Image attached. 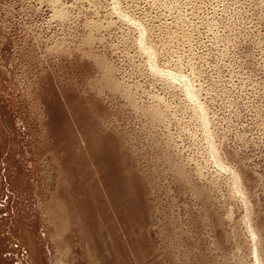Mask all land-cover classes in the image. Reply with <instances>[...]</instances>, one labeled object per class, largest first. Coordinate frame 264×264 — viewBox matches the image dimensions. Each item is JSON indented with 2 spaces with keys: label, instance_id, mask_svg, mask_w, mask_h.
Segmentation results:
<instances>
[{
  "label": "rangeland",
  "instance_id": "1",
  "mask_svg": "<svg viewBox=\"0 0 264 264\" xmlns=\"http://www.w3.org/2000/svg\"><path fill=\"white\" fill-rule=\"evenodd\" d=\"M0 264H264V0H0Z\"/></svg>",
  "mask_w": 264,
  "mask_h": 264
},
{
  "label": "bare ground",
  "instance_id": "2",
  "mask_svg": "<svg viewBox=\"0 0 264 264\" xmlns=\"http://www.w3.org/2000/svg\"><path fill=\"white\" fill-rule=\"evenodd\" d=\"M118 6H119V5H118ZM120 13H122V12H120ZM116 14H117V13H116ZM125 15H126V14H125ZM125 15H124V16H125ZM121 16H122V15H121ZM125 18H126V17H125ZM121 20H122V19H121ZM128 20H129V19H128ZM125 21H127V20L125 19ZM132 22H133V20H132ZM129 23H130V22H129ZM139 23H140V22H139ZM137 24H138V23H137ZM132 25H133V24H132ZM135 25H136V24H135ZM135 25H134V26H135ZM137 26H138V25H137ZM136 28H137V27H136ZM140 28H142V27H140ZM143 28H144V27H143ZM138 30H139V29H138ZM143 30H144V29H143ZM143 30H142V32H143ZM142 34H143V33H142ZM144 34H145V33H144ZM145 35H146V34H145ZM139 37H140V36H139ZM139 44H140V42H139ZM140 45L143 46L144 50H146L147 53H149V55L151 54L152 51L149 50L150 46H148V47H149V48H148L144 43L142 44V41H141V44H140ZM142 46H141V47H142ZM152 54H153V53H152ZM146 55H147V54H146ZM152 60H154V59H153V58L151 59V57H150V62H151ZM149 64H150V63H149ZM151 65H152V62H151ZM153 66H154V65H152V67H153ZM149 68H150V67H149ZM152 71H153V70H152ZM170 71H171V70H170ZM180 71H181V70H180ZM154 72H158V71L155 70ZM154 72H153V73H154ZM176 72H177V71H176ZM173 74H176V73H173ZM177 74H178V72H177ZM164 76H165V75H164ZM170 76H172V75H170ZM170 76H169V77H170ZM174 76H175V77H178L179 75H178V76L174 75ZM174 76H173V77H174ZM166 77H167V76H166ZM173 77H172V78H173ZM166 80H168V79H166ZM172 80H175V78L172 79ZM182 80H183V79H182ZM168 81H170V79H169ZM172 82H173V81H172ZM181 82H182V81H181ZM183 85H184V84H183ZM175 87H176V86H175ZM180 87H181V86H180ZM183 87H184V86H183ZM183 87H182V88H183ZM194 87H195V86H194ZM188 88H189V86H188ZM192 89H193V88H192ZM187 90H188V89H187ZM181 91H182V90H181ZM183 91H184V90H183ZM187 92H188V91H187ZM187 92H186V93H187ZM192 93H193V92H192ZM192 95H193V94H192ZM191 97H192V96H191ZM191 97H190V98H191ZM195 97H196V96H195ZM186 98H187V97H186ZM188 99H189V98H188ZM198 108H199V107H198ZM200 108H202V107H200ZM200 108H199V109H200ZM197 111H198V110H197ZM152 113H153V112H152ZM198 113H199V112H198ZM198 113H197V114H198ZM201 114H203V113H201ZM201 114H200V115H201ZM204 114H205V113H204ZM195 115H196V114H195ZM198 116H199V115H198ZM201 116H202V115H201ZM198 118H199V117H198ZM206 118H207V117H206ZM202 119H203V118H202ZM204 119H205V118H204ZM203 123H204V122H203ZM201 124H202V123H201ZM205 124H206V123H205ZM206 125H207V124H206ZM206 129H207V127H206ZM203 130H204V129H203ZM207 132H208V129H207ZM207 136H208V135H207ZM211 144H212V143H211ZM212 146H213V145H212ZM211 148H213V147H211ZM211 148H210V149H211ZM212 150H213V149H212ZM210 153H211V152H210ZM211 154H212V153H211ZM213 155H214V154H213ZM214 156H215V155H214ZM214 159H215V158H214Z\"/></svg>",
  "mask_w": 264,
  "mask_h": 264
}]
</instances>
